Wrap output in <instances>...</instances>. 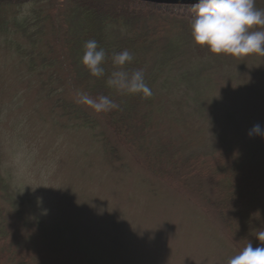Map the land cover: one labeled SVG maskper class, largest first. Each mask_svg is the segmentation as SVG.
I'll use <instances>...</instances> for the list:
<instances>
[{
  "label": "trees",
  "instance_id": "16d2710c",
  "mask_svg": "<svg viewBox=\"0 0 264 264\" xmlns=\"http://www.w3.org/2000/svg\"><path fill=\"white\" fill-rule=\"evenodd\" d=\"M255 7L264 10V0H255ZM193 16L191 7L136 0H0V36L27 60L28 72L40 78L41 93L60 117L91 130L98 127L94 115L99 117L112 138L109 148L102 143L111 157L124 148L153 178L195 195L242 250L264 229V138L231 142L222 136L220 120L211 118L214 101L200 92L201 77L223 79V96L252 90L239 77L219 76L234 72V57L196 46ZM92 39L106 52L102 78L91 77L80 62ZM125 49L133 55L125 69L144 71L151 97L122 95L107 86L115 70L111 56ZM180 63L186 68L176 70ZM77 89L107 95L120 109L93 117L91 109L63 98H76ZM31 212L0 172V264H125L115 239L99 254L81 226L46 223Z\"/></svg>",
  "mask_w": 264,
  "mask_h": 264
},
{
  "label": "rangeland",
  "instance_id": "374dc122",
  "mask_svg": "<svg viewBox=\"0 0 264 264\" xmlns=\"http://www.w3.org/2000/svg\"><path fill=\"white\" fill-rule=\"evenodd\" d=\"M41 39L40 46L45 36ZM13 49L0 36V172L12 193L29 202L32 215L46 223L81 226L99 254L115 239L125 264H227L241 251L195 195L175 192L153 178L124 148L111 157L102 143L109 148L112 138L94 112V130L60 117L41 93L40 78ZM233 61L235 74L219 76L239 77L253 94L223 96V79L206 75L196 83L214 101L211 118L220 120L222 136L241 143L251 139L254 125L264 126V57ZM63 98L78 104L70 93ZM252 246H261L256 237Z\"/></svg>",
  "mask_w": 264,
  "mask_h": 264
},
{
  "label": "clouds",
  "instance_id": "9594fccd",
  "mask_svg": "<svg viewBox=\"0 0 264 264\" xmlns=\"http://www.w3.org/2000/svg\"><path fill=\"white\" fill-rule=\"evenodd\" d=\"M194 13L190 29L193 43L206 48L214 55L243 58L249 55L264 57V10L255 7V0H198L191 5ZM106 52L96 40H88L83 46L81 65L91 77L105 76ZM133 61L132 53L125 49L113 53L111 62L115 68L106 80L109 88L122 95L152 96L145 82L142 69L129 72L125 66ZM76 102L94 113H109L119 110L120 105L107 95L92 97L79 89L75 92ZM249 137L264 138V126L254 125ZM256 239L261 246L247 245L227 261V264H264V230H257Z\"/></svg>",
  "mask_w": 264,
  "mask_h": 264
},
{
  "label": "water",
  "instance_id": "95a60500",
  "mask_svg": "<svg viewBox=\"0 0 264 264\" xmlns=\"http://www.w3.org/2000/svg\"><path fill=\"white\" fill-rule=\"evenodd\" d=\"M143 3L155 4V5H179V6H191L198 2V0H137Z\"/></svg>",
  "mask_w": 264,
  "mask_h": 264
}]
</instances>
